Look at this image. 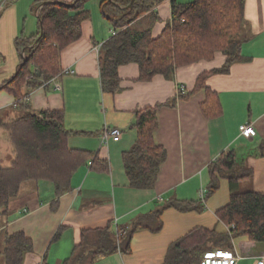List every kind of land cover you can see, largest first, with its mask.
Listing matches in <instances>:
<instances>
[{
	"label": "crops",
	"instance_id": "crops-1",
	"mask_svg": "<svg viewBox=\"0 0 264 264\" xmlns=\"http://www.w3.org/2000/svg\"><path fill=\"white\" fill-rule=\"evenodd\" d=\"M38 1L71 4L76 0H0V88L16 74L21 62L16 40L32 46L39 33L36 10H32ZM102 1L86 0L81 37L60 54V72L74 74L57 77L35 90L25 84L19 94L34 114L62 112L63 127L70 132L68 147L96 155L108 164V171L94 170L88 162L72 176L70 190L58 198L53 185L46 181L20 186L17 196L0 210V243L4 235L18 232L30 239L32 251L24 255L22 264H63L83 231L106 229L116 243L119 232L157 211L162 223L159 232L138 230L128 254L117 250L97 258L94 264H163L169 246L196 228L228 232L216 213L229 202V184L220 180L218 190L210 196L207 186L209 165L230 150H235L243 166L252 170L251 178L240 184L243 192L264 194V0H245L241 61L227 73L212 75L205 82L206 88L216 94L222 112L211 119L205 118L200 108L205 91L191 92L199 75L224 65L221 54L210 62L179 68L171 79L155 76L148 82L138 81L137 65H123L117 72L120 90L103 93L99 54L117 31L110 17L102 13ZM115 8L123 11L119 5ZM153 13L156 21L145 15L129 26L131 33L150 30L153 38L160 36L171 22L170 1L157 5ZM14 103L13 95L0 91V120L7 122L25 113ZM166 103L171 106L157 112L153 134L154 143L166 152L165 161L151 189H132L122 155L136 141V130L131 127L134 112ZM245 124L255 129L254 138L240 137L238 128ZM105 128L118 129L119 140L106 141ZM11 156L6 133L0 131V165L8 166ZM172 201L203 204V210L165 208ZM59 229V238L54 240ZM231 250L241 256L238 264H254L264 254V245L234 240Z\"/></svg>",
	"mask_w": 264,
	"mask_h": 264
},
{
	"label": "trees",
	"instance_id": "trees-1",
	"mask_svg": "<svg viewBox=\"0 0 264 264\" xmlns=\"http://www.w3.org/2000/svg\"><path fill=\"white\" fill-rule=\"evenodd\" d=\"M103 0L102 13L110 17L117 33L105 42L99 54V73L103 93L115 94L120 90L118 68L135 64L139 71V82H148L155 76L171 79L175 71L200 62H210L215 55L225 58L220 69L199 75L194 90L205 91L206 99L201 112L207 119L221 115V107L215 93L205 86L212 75L225 74L229 68L241 61V48L245 41L242 26L245 21V0H192L180 3L169 0L171 22L167 23L157 38L150 30L133 34L129 26L145 15L157 20L154 8L165 0ZM86 0H76L71 4L36 2L33 12L39 9V33L30 47L22 39L16 40L21 62L16 74L3 84L15 98V107L25 113L10 120H0V131H4L12 148L8 166L0 165V210L18 194L25 182L46 181L53 185L58 198L70 190L72 176L88 162L92 169L107 172L108 164L96 155L72 150L67 145L70 132L63 127V113L29 111L20 97V88L27 85L35 90L44 83L57 78L60 73L61 52L81 37V24L86 19ZM70 5H72L70 7ZM40 37V38H39ZM23 56L27 59L21 65ZM34 70H38V77ZM170 103L147 107L134 112L132 129L137 137L132 148L122 155V163L129 187L137 190L151 189L157 178L161 164L165 161V150L156 145L153 134L157 129V112ZM264 147V144H263ZM209 184L207 196L219 188L220 180L229 184V202L217 211L219 221L228 232L217 233L196 228L172 243L163 264H199L206 252L231 250L234 240L264 245V194L239 192L242 182L252 176V170L241 163L235 150L219 156L208 167ZM165 208L180 212L202 211L203 204L192 202H169ZM160 211L140 217L128 230L119 232L117 242H113L107 230L83 231L80 242L72 255L63 264H94L101 256L119 250L130 252L132 236L138 230L157 233L161 230ZM59 229L54 240L59 238ZM0 258L4 264H22L26 253L32 251V242L23 233L4 235L0 243Z\"/></svg>",
	"mask_w": 264,
	"mask_h": 264
},
{
	"label": "built area",
	"instance_id": "built-area-1",
	"mask_svg": "<svg viewBox=\"0 0 264 264\" xmlns=\"http://www.w3.org/2000/svg\"><path fill=\"white\" fill-rule=\"evenodd\" d=\"M5 1H8V0H5ZM39 9L40 8H38L35 11V15H38ZM115 34L116 33L113 32L112 36H114ZM72 74H74L73 71L65 70V71H61L57 77H61L64 75H72ZM54 80L55 79L51 80V82H54ZM55 89L56 90L59 89L58 84H55ZM180 91L183 94L184 88H181ZM104 130H105L104 139L106 141L110 140L111 142H117L119 140L120 131L118 129L105 128ZM238 130H239V135L241 138L251 139L256 136L255 129L249 124L240 126ZM240 260H241V256L237 253H234L232 250H215V251L206 252L202 256L199 264H238ZM254 264H264V256H260L259 258H257Z\"/></svg>",
	"mask_w": 264,
	"mask_h": 264
},
{
	"label": "water",
	"instance_id": "water-1",
	"mask_svg": "<svg viewBox=\"0 0 264 264\" xmlns=\"http://www.w3.org/2000/svg\"><path fill=\"white\" fill-rule=\"evenodd\" d=\"M108 2L110 3L111 0H108ZM133 2H134V0H131L130 3H129V5H128L126 8H124L123 10L130 9V7L132 6ZM71 6H72V5H70V7H71ZM39 38H40V37H39ZM38 40H39V39H37L36 42L34 43V45H32V46H30V47H31V48L34 47V46L36 45V43L38 42ZM23 53H24V51H23ZM22 57H23V61H22L21 65H24V64L26 63L27 59L24 58V56H22ZM34 73H35L38 77L40 76V73H39L38 70H34ZM260 151H261V153H263V150H262V149H261Z\"/></svg>",
	"mask_w": 264,
	"mask_h": 264
},
{
	"label": "rangeland",
	"instance_id": "rangeland-1",
	"mask_svg": "<svg viewBox=\"0 0 264 264\" xmlns=\"http://www.w3.org/2000/svg\"><path fill=\"white\" fill-rule=\"evenodd\" d=\"M192 1V0H191ZM180 2H182V3H189L190 1L189 0H180ZM242 28H243V26H242ZM243 36V35H242ZM243 191H245L244 190V187H239V192H243ZM1 246V245H0ZM261 256H264V254H262ZM1 261H3V259L1 258L0 259ZM244 264H249V263H244Z\"/></svg>",
	"mask_w": 264,
	"mask_h": 264
}]
</instances>
